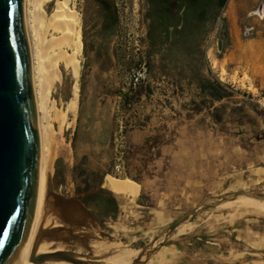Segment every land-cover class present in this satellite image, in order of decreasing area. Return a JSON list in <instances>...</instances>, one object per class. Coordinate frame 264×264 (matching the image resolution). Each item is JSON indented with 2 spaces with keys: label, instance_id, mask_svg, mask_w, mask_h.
<instances>
[{
  "label": "rangeland",
  "instance_id": "rangeland-1",
  "mask_svg": "<svg viewBox=\"0 0 264 264\" xmlns=\"http://www.w3.org/2000/svg\"><path fill=\"white\" fill-rule=\"evenodd\" d=\"M57 1L44 2L48 16ZM68 1L69 10L81 19L80 70L74 76L70 69L62 67L61 79L50 94L47 109L55 141L52 146L60 151H56L52 168L53 191L65 199L78 200L85 209L83 214H74L71 208L68 216L76 215L91 225L95 239L121 241L123 246L140 251L139 257L145 259L139 264H181L158 263L159 251H175L183 238L192 242L198 233L208 238L233 227L251 228L262 234L264 246V183L233 188L224 194L186 193L191 185L177 177L174 164L167 162L161 170L155 163L160 147L180 135L177 124L169 116L168 123L164 122L160 100L154 97L152 105L156 108L151 113L144 111V102L149 103L151 95L162 94V76L170 74L181 79L212 74L206 58L208 44L230 43L235 37L256 38V33L264 32V15L260 12L264 0H228L220 11L208 8L202 22L192 29L190 22L198 17L197 12L189 11L185 23V9L178 3L165 16L163 5H151L149 0ZM165 24H170L169 41L162 44ZM236 31L242 35L229 34ZM220 78L227 79L225 71ZM236 80L234 76L232 81ZM151 118L157 122L148 128ZM145 128V141L133 143L130 132ZM119 162L124 166L122 174L115 169ZM106 178L135 184L131 181L134 180L143 185L135 199L117 196L102 186ZM250 198L257 200L263 214L237 215L235 204ZM194 210L198 212L172 230L174 221ZM61 213L51 202L48 219L57 218L61 223L58 226H62ZM192 222L194 227L187 234H178ZM51 226L54 225H47ZM193 245L185 247L191 249ZM65 250L78 248L65 245ZM247 251V264H264V247L253 250L248 246ZM80 254L105 264H121L99 251L81 248Z\"/></svg>",
  "mask_w": 264,
  "mask_h": 264
},
{
  "label": "crops",
  "instance_id": "crops-1",
  "mask_svg": "<svg viewBox=\"0 0 264 264\" xmlns=\"http://www.w3.org/2000/svg\"><path fill=\"white\" fill-rule=\"evenodd\" d=\"M256 34V38L235 37L230 43L208 44L211 75L181 79L164 75L162 94L151 95L149 103L144 102L145 113H151L156 108L152 98L159 99L164 122L171 118L177 124L180 135L160 147L155 163L161 170L167 162L174 164L177 177L191 185L186 193L224 194L233 188L264 183V32ZM222 71L227 74L225 81L220 78ZM245 74L248 79L244 80ZM234 76L236 81H232ZM156 122L151 118L148 128ZM148 128L131 131L130 140L142 144ZM131 181L141 189L142 183ZM262 243V234L251 228L233 227L208 238L198 233L192 242L183 238L181 246L171 251L175 254L172 261L247 264L248 246L261 250ZM185 244L194 245L190 249Z\"/></svg>",
  "mask_w": 264,
  "mask_h": 264
},
{
  "label": "water",
  "instance_id": "water-1",
  "mask_svg": "<svg viewBox=\"0 0 264 264\" xmlns=\"http://www.w3.org/2000/svg\"><path fill=\"white\" fill-rule=\"evenodd\" d=\"M222 44V41L219 42ZM31 53L24 0H0V264H17L26 246L37 204L40 140L32 84ZM46 218L53 202L62 211V226L43 227L31 254L34 264H105L76 250L39 252L44 240L89 252L93 227L74 214L85 209L76 199L54 193L49 181ZM191 211L172 224V230L195 215ZM142 256L133 264H139Z\"/></svg>",
  "mask_w": 264,
  "mask_h": 264
},
{
  "label": "bare ground",
  "instance_id": "bare-ground-1",
  "mask_svg": "<svg viewBox=\"0 0 264 264\" xmlns=\"http://www.w3.org/2000/svg\"><path fill=\"white\" fill-rule=\"evenodd\" d=\"M44 2L50 3L52 0H24L25 26L31 53L32 84L40 140V175L37 204L31 231L17 264H34L31 261V254L40 230L47 225L58 226L61 224L57 218H54V220L53 218H46L49 181L52 176L55 156H58V154L56 155L58 149L55 151L54 145L52 146L55 141L53 142L54 137L48 123L47 109L50 94L61 79L62 67L70 69L74 76L79 75L78 58L82 52V40L79 30L81 19L69 10V1L63 0V2H60L58 0L55 9L49 16L46 14ZM75 105L76 101L73 102V106ZM56 148H59V146ZM62 150L64 149L62 148ZM58 152L60 153L59 150ZM102 186L117 196H128L134 199L140 192L132 182L123 183L109 178L104 180ZM256 201L250 198L238 202V204H235V213L239 216L261 214L262 209L259 208ZM235 215L233 214V216ZM193 227V222L186 224L178 231V234H184ZM109 241L91 240L92 252L99 251L104 256L121 264H132L140 255V251L123 246L120 243L121 241L119 243ZM155 246L153 245V247ZM59 250H65V245L54 241L44 240L39 246V252H56ZM77 252L80 253L81 248H78ZM174 257L175 254L170 249L162 248L158 253L157 262L167 263L172 261ZM144 259L145 256L142 257V260Z\"/></svg>",
  "mask_w": 264,
  "mask_h": 264
},
{
  "label": "trees",
  "instance_id": "trees-1",
  "mask_svg": "<svg viewBox=\"0 0 264 264\" xmlns=\"http://www.w3.org/2000/svg\"><path fill=\"white\" fill-rule=\"evenodd\" d=\"M228 0H149V3L151 5H163L161 6V11L162 13L166 16L169 14V12H171V8L172 5L175 4H180L182 8H184V17L182 18L183 21H187V14L189 13V11H195L197 12V18H195L194 20H191V29L192 28H196L199 23L202 22V19L205 14L207 9H214L216 11H220L223 8H225L226 4H227ZM169 28H170V24H165L163 26V33H164V37L162 38V44H165L169 41ZM178 33L180 32L179 30L177 31Z\"/></svg>",
  "mask_w": 264,
  "mask_h": 264
},
{
  "label": "built area",
  "instance_id": "built-area-1",
  "mask_svg": "<svg viewBox=\"0 0 264 264\" xmlns=\"http://www.w3.org/2000/svg\"><path fill=\"white\" fill-rule=\"evenodd\" d=\"M116 172L122 174L124 172V166L122 162H119L116 166H115Z\"/></svg>",
  "mask_w": 264,
  "mask_h": 264
},
{
  "label": "flooded vegetation",
  "instance_id": "flooded-vegetation-1",
  "mask_svg": "<svg viewBox=\"0 0 264 264\" xmlns=\"http://www.w3.org/2000/svg\"><path fill=\"white\" fill-rule=\"evenodd\" d=\"M260 12H261V13H264V4H262V5L260 6Z\"/></svg>",
  "mask_w": 264,
  "mask_h": 264
}]
</instances>
